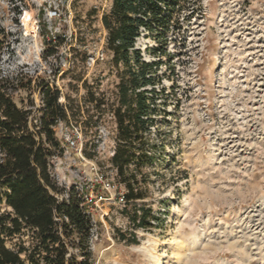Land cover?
I'll return each mask as SVG.
<instances>
[{
  "label": "rangeland",
  "instance_id": "rangeland-1",
  "mask_svg": "<svg viewBox=\"0 0 264 264\" xmlns=\"http://www.w3.org/2000/svg\"><path fill=\"white\" fill-rule=\"evenodd\" d=\"M111 2L0 0V84L31 119L42 83L80 108L54 128L62 152L52 169L58 185L92 199L89 264H264V0H184L161 40L136 38L165 92L136 173L142 198L128 204L110 163L124 69L101 22ZM87 90L104 100L102 115ZM90 116L97 127L85 130ZM139 208L156 218L150 227L132 224Z\"/></svg>",
  "mask_w": 264,
  "mask_h": 264
},
{
  "label": "trees",
  "instance_id": "trees-1",
  "mask_svg": "<svg viewBox=\"0 0 264 264\" xmlns=\"http://www.w3.org/2000/svg\"><path fill=\"white\" fill-rule=\"evenodd\" d=\"M111 1L101 22L112 61L123 63L124 69L117 103L111 106L116 143L110 163L128 204L142 198L136 173L149 159L145 135L154 125L158 101L165 92L155 86L159 62L142 60L135 40L142 32H156L155 39L161 40L184 0ZM154 22L161 32L154 29ZM39 87L40 115L31 119V111L19 108L4 83L0 84V264H89L92 222L84 189L75 185L66 189L51 174L52 159L62 152L54 128L58 122L69 123L68 112L76 115L80 108L60 102L57 88L44 83ZM86 102L102 115L105 102L97 100L91 90H87ZM96 120L90 116L82 123L84 129L96 128ZM130 165L134 170L128 174ZM150 215L135 209L131 222L137 228H148L156 219ZM25 234L27 241L22 239ZM16 237L15 248H8L6 241ZM70 247L77 253L70 252Z\"/></svg>",
  "mask_w": 264,
  "mask_h": 264
},
{
  "label": "built area",
  "instance_id": "built-area-1",
  "mask_svg": "<svg viewBox=\"0 0 264 264\" xmlns=\"http://www.w3.org/2000/svg\"><path fill=\"white\" fill-rule=\"evenodd\" d=\"M51 174L53 176V169H51ZM108 187H115L114 185H111V184H107ZM85 199H86V203H91L92 202V199L91 198H88V196L85 195ZM119 200L124 202V195L121 194L120 197H119Z\"/></svg>",
  "mask_w": 264,
  "mask_h": 264
}]
</instances>
